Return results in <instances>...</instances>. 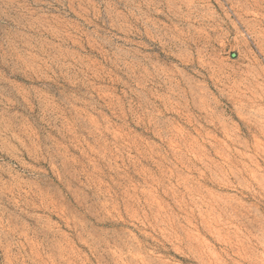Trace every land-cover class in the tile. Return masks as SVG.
I'll return each instance as SVG.
<instances>
[{
    "label": "rangeland",
    "instance_id": "rangeland-1",
    "mask_svg": "<svg viewBox=\"0 0 264 264\" xmlns=\"http://www.w3.org/2000/svg\"><path fill=\"white\" fill-rule=\"evenodd\" d=\"M0 264H264V0H0Z\"/></svg>",
    "mask_w": 264,
    "mask_h": 264
}]
</instances>
